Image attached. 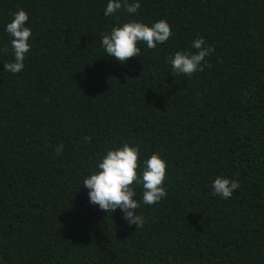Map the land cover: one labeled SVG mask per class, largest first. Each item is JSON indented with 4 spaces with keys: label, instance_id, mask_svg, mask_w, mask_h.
Returning <instances> with one entry per match:
<instances>
[{
    "label": "trees",
    "instance_id": "16d2710c",
    "mask_svg": "<svg viewBox=\"0 0 264 264\" xmlns=\"http://www.w3.org/2000/svg\"><path fill=\"white\" fill-rule=\"evenodd\" d=\"M106 4L0 0V264H264V0H140L131 17ZM21 8L32 47L13 75L4 25ZM128 19L174 35L120 64L99 37ZM200 36L215 49L204 70L173 75L168 57ZM125 141L168 165L139 229L82 185ZM217 175L240 183L228 200Z\"/></svg>",
    "mask_w": 264,
    "mask_h": 264
},
{
    "label": "clouds",
    "instance_id": "9594fccd",
    "mask_svg": "<svg viewBox=\"0 0 264 264\" xmlns=\"http://www.w3.org/2000/svg\"><path fill=\"white\" fill-rule=\"evenodd\" d=\"M122 8L130 17L134 16L141 8L140 0H107L104 16L112 17ZM4 31L10 37L13 57L12 61L4 64V70L16 75L25 68V58L32 47L30 40L33 31L29 26V14L22 8L12 13V19L4 25ZM173 35L167 20L146 23L128 19L101 32L99 42L105 57L125 64L132 57H140V44H145L147 49H155ZM191 48L196 51L179 50L168 57L166 63L170 65L173 75L192 76L202 72L206 57L215 51L203 36L195 38ZM63 151V144L56 147L57 154ZM167 167V160L160 152L145 158L138 144L125 141L105 150L95 167L84 177L82 185L88 189L90 204L108 214L119 210L128 225H135L139 229L145 223V218L139 213L141 206L158 204L168 195L165 185ZM137 188L142 189L140 199H137ZM239 188L238 180L217 175L211 183V194L228 200Z\"/></svg>",
    "mask_w": 264,
    "mask_h": 264
}]
</instances>
